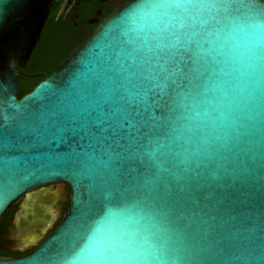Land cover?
Listing matches in <instances>:
<instances>
[{"label":"water","instance_id":"1","mask_svg":"<svg viewBox=\"0 0 264 264\" xmlns=\"http://www.w3.org/2000/svg\"><path fill=\"white\" fill-rule=\"evenodd\" d=\"M57 1L0 0V145L7 144L0 147V225L24 197L15 218L17 225H52L53 214L44 212L49 193L46 186L65 182L71 189L70 205L56 227L47 235L37 229L28 238L36 244L31 251L16 257L0 255V264H62L86 207L93 208L94 227L109 210L118 215L130 206L131 197L106 198L110 190L129 186L130 171L134 176L147 175L155 180L154 195L165 211L172 206L189 212L203 210L216 216L213 223L224 224L227 233L251 236L258 243L264 235V73L249 83L242 98L237 97L240 103L229 113L228 127L220 133L223 139L216 141L208 154L194 158L200 161L198 168L191 161L180 163L182 157L173 156L168 148L157 154L156 161L130 158L135 141L146 143L149 138L171 145L173 152L183 150L184 140L177 137L185 123L181 118L184 109L176 93L187 91V81L180 87L170 85L168 95L158 94L159 90L149 93L148 111L156 119L139 130L125 125V138L119 143L110 132L103 131L107 124L90 122L95 115L90 102H83L75 123L70 121L64 104L68 99L79 100L104 61L115 66L117 54L131 50L124 42L133 30L153 22L159 10L151 5L161 0H127L105 17L52 74L20 97L19 76ZM245 2L264 9V0ZM234 24L243 25L244 20L237 15ZM140 107L143 111L144 106ZM152 123L158 126L151 127ZM101 161L108 162L107 171L117 175L119 183L113 184L107 174L101 179ZM186 167L195 171L185 173ZM175 175L185 177L179 186ZM185 185L186 190L181 191ZM207 193L212 194L211 200L191 204L193 197ZM169 227L183 233L182 259L177 264H251L238 259L241 250L227 247L215 231L194 236V229L186 231L184 222Z\"/></svg>","mask_w":264,"mask_h":264},{"label":"snow or ice","instance_id":"2","mask_svg":"<svg viewBox=\"0 0 264 264\" xmlns=\"http://www.w3.org/2000/svg\"><path fill=\"white\" fill-rule=\"evenodd\" d=\"M151 7L159 10L153 22L133 30L124 42L131 50H121L115 66L104 61L79 100H66L64 109L75 123L83 102H90L95 112L90 122L107 124L103 131L119 143L125 138V125L139 130L156 119L148 111L149 93L159 90L158 94L168 95L170 85L180 87L187 81V91L176 93L184 109L181 118L185 123L177 137L184 140L183 150L173 152L171 145L149 138L146 143L135 141L130 158L156 161L157 154L168 148L173 156L182 157L180 163L191 161L198 168L200 161L194 158L208 154L213 144L223 139L220 133L228 127L233 106L240 103L237 97L242 98L249 83L264 73V9L245 0H161ZM205 14L207 18H203ZM237 15L243 25L234 24ZM100 163L104 169L101 179L107 174L113 184L119 183L117 175L107 171L108 162ZM189 171L195 169H184ZM129 176L127 188L110 190L106 198L131 197L130 206L118 215L109 210L94 227L93 208L86 207L62 264H177L182 259L183 233L174 232L169 225L181 222L186 231L194 229V236L215 231L227 247L241 250L238 259L264 264V235L257 243L251 236L227 233L224 224L213 223L216 216L203 210L189 212L172 206L165 211L157 203L152 177L134 176L131 171ZM175 179L179 186L185 177L175 175ZM186 187L181 186V191ZM201 199L211 200L212 194L193 197L190 202L195 205Z\"/></svg>","mask_w":264,"mask_h":264},{"label":"flooded vegetation","instance_id":"3","mask_svg":"<svg viewBox=\"0 0 264 264\" xmlns=\"http://www.w3.org/2000/svg\"><path fill=\"white\" fill-rule=\"evenodd\" d=\"M126 1L127 0H59L50 11L37 45L43 42L52 29L58 28L60 45L63 48H70L76 45L72 50L73 52L91 35L105 17ZM46 188L49 191V196L47 195L48 197L46 196L45 198L48 202L44 203V212L53 214V224L39 227H19L15 218L25 200L24 197L15 204L6 216L5 221L0 225V255L16 257L28 253L36 246V244L29 242L28 238L34 234L37 229L43 230L44 234L47 235L61 221L65 214L66 207L70 205L71 189L65 182L50 184L47 185Z\"/></svg>","mask_w":264,"mask_h":264},{"label":"trees","instance_id":"4","mask_svg":"<svg viewBox=\"0 0 264 264\" xmlns=\"http://www.w3.org/2000/svg\"><path fill=\"white\" fill-rule=\"evenodd\" d=\"M75 46L63 48L60 45L58 28L52 29L43 42L36 46L29 64L23 68V74L19 76V96L31 91L47 75L52 74L69 57Z\"/></svg>","mask_w":264,"mask_h":264}]
</instances>
